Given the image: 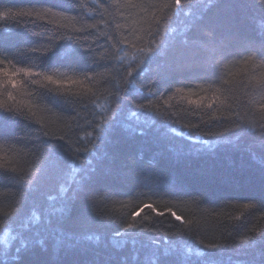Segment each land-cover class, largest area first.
<instances>
[{
  "label": "trees",
  "instance_id": "trees-1",
  "mask_svg": "<svg viewBox=\"0 0 264 264\" xmlns=\"http://www.w3.org/2000/svg\"><path fill=\"white\" fill-rule=\"evenodd\" d=\"M194 2L198 7L191 9V15L181 14L170 25L163 21L151 24L150 29L151 22L142 18L145 13L123 6L125 0H0V12L52 10L42 19L0 20V36L12 62L0 64V69L30 68L39 74H19L15 78L23 83L17 88L0 86V101L7 100L11 92L15 100L8 103L17 109L12 113L15 120L4 129L6 136L0 137L3 264H149L153 252L149 236L157 230L156 238L163 241L161 253L173 246L168 256H162L161 264H199L195 252L203 249L197 239L222 246L214 255L216 264H260L264 259L260 255L264 245L251 239L240 243L245 236L264 232L259 207H242L264 200V149L247 124L243 135L236 127L242 121H259L264 115V80L256 82L264 68L244 63L249 53L238 40L223 39L229 53L226 58H213L192 44L176 67L157 69L153 63L138 79L125 82L120 78L122 87L133 94L141 89L144 97L148 92L143 85L151 86V81L157 80L156 95L149 98L154 102L173 98L169 105L147 111L126 102L122 125L111 137L113 143H109L100 117L111 114L114 96L87 81L64 84L60 91L73 101L68 103L50 93L56 86L44 80L52 75L60 81H83L85 73H96L98 80L102 74L115 84L105 73L102 57L123 73L129 64L142 59V53L131 44L147 46L149 30L159 28L163 33L167 28L171 35L175 29L177 41L182 34L190 41L200 38L198 17L206 19L221 10L205 9L203 0ZM242 2L248 5L243 10V33L254 39L264 29V9L256 0ZM119 40L129 43L114 49L112 44ZM89 46L93 54L87 60L74 54ZM254 46L259 50L256 39ZM161 76L165 79L160 80ZM3 80L0 75V85ZM225 80L230 83L224 84ZM88 87L94 95L86 92ZM177 89L183 91L177 93ZM189 100L201 106L189 104ZM137 102L147 103V99ZM210 102L212 108H207ZM130 111L137 115L131 116ZM176 120L199 124V130H194L193 136ZM137 128L146 129L147 134L137 135L133 131ZM52 146L62 157L55 167L45 162ZM114 152L116 159L111 158ZM89 177L90 193L87 198H77ZM143 203H152L165 215L145 209L137 220L139 227L150 231H122L123 222ZM169 208L191 225L176 221L166 211Z\"/></svg>",
  "mask_w": 264,
  "mask_h": 264
},
{
  "label": "snow or ice",
  "instance_id": "snow-or-ice-1",
  "mask_svg": "<svg viewBox=\"0 0 264 264\" xmlns=\"http://www.w3.org/2000/svg\"><path fill=\"white\" fill-rule=\"evenodd\" d=\"M204 8L209 9L212 7L219 8L221 11L215 16H209L206 19L201 16L198 17L200 21L198 24V31L200 33V38L196 41H190L188 35L182 34V38L177 41L175 37V29H173V33L170 35L168 29L165 28L164 32L161 33L159 28H156L154 31L149 30L147 35L150 37L147 46L145 47H137L136 44H131V47L137 48V51L142 53V59L137 62L135 65L129 64L126 68H124V72L121 73L119 69L116 68L115 65H112L108 62V58L102 57L105 59V73L111 80L116 81L115 84H111V81L104 78L101 74V80L97 79L96 73L92 75L84 74L83 81L70 79L68 81H60L55 79L52 75L44 76V80L48 82L50 85H55L56 89H49L50 93H54L57 97L63 98L65 102L71 103L73 101L69 100L66 96H64L63 92L60 91L62 85L71 84V85H83L84 81L88 83L98 86L99 88H103L104 91H107L109 95L114 96L115 99V107L111 109V114L106 116H101L100 120L106 129V135L108 137L109 143H113L111 140L112 134L115 133L118 126L122 125V120L124 118V105L126 102H131L135 105V108L141 111H147L154 108H159L163 105H169V102L172 100L173 96H168L167 99H162L160 101L154 102L151 96L156 95V91L158 90V82L157 80L151 81V86L143 85V87L147 88L148 97H144L142 90L137 89L136 93L133 94L130 89L126 87H122L120 83V78H123L125 82L128 78L138 79L145 72L151 70V65L153 63L156 64L157 69L168 67L173 68L178 66L183 59L187 56L188 50L192 44H195L196 47L205 50L211 57H224L226 58L229 55L228 52L223 47V39L228 38L229 40H238L241 45L245 48V51L249 53V55L245 58L244 63L249 64L252 63L253 67H261L264 68V29H261V34H258L254 39L259 41L260 48L256 49L254 46V39L247 38L243 33V10L248 7V5L244 4L242 0H203ZM256 4L264 9V0H256ZM123 6L138 8L143 13H145V17L143 19H147L150 21L149 28L151 29V24L161 25L163 21L166 24H171L175 19H177L181 14L191 15V9L194 7H198V4L194 2V0H125V4ZM187 10V11H186ZM52 10L48 9H34L29 11H16L11 12L10 10H5L0 12V20H7L9 18H18V17H37L43 18L44 15H47ZM159 13V15L157 14ZM171 13V14H169ZM90 27H95V25H90ZM119 27V25H117ZM87 29H84L86 31ZM191 30V29H189ZM139 39V37H137ZM69 40L72 37H68ZM83 39H87V36L83 37ZM113 38L108 37V40L111 41ZM129 43L126 40H119L112 44L114 49H119V45ZM33 52L37 51V49H32ZM48 51H51L49 49ZM76 56L87 60L93 54V49L91 46L82 48V50L74 53ZM55 56V53H53ZM259 56V59H257ZM8 50L7 45L4 41V37L0 36V64H11V60L7 59ZM122 59V57L120 58ZM97 63L98 61H93ZM115 72V75L113 73ZM136 73V76H133V73ZM23 73L25 77L32 75H39L38 73H33L30 68H17L15 71H9L8 68L0 69V75H3L4 80L3 84L0 86L7 87L11 86L12 88H17L18 85L22 84L23 81L16 79L19 74ZM165 77L161 76L160 80H164ZM261 80H264V74H262L261 78L256 82L257 84L261 83ZM37 81H33L36 83ZM224 84L230 83L229 81H223ZM135 88V85L132 86ZM177 93L183 91V89H177ZM87 93H93V89L91 87L86 88ZM95 93H93L94 95ZM175 95V93L173 94ZM160 96L163 97V93H160ZM146 98L147 103H139L137 102L139 99ZM15 97L11 92L7 94V100L0 101V137H5L6 132L5 128L9 121L15 120V116L12 113L17 112V109L8 103V101H14ZM189 104H195L197 107H200L201 104L195 100H189ZM207 108H212V102L206 105ZM261 109L264 110V105H261ZM131 116L135 117L137 113L135 111H130ZM239 115V114H237ZM212 119H219L218 117H212ZM227 119V117H225ZM264 115L260 117V120H250V121H242L241 124H236L237 128H241V135L247 131L246 128L243 127L244 124H247V128L252 129V134L257 137V142L259 147L264 149ZM176 124H180L181 127L189 130L191 135H195V131L199 130V124H181L179 120L174 121ZM204 123L203 121H201ZM95 127H100V125H95ZM125 129H127V125H123ZM102 129V131L104 130ZM195 130V131H194ZM137 135L143 136L147 134V130L144 128H137L133 130ZM230 131V129H229ZM47 135V133H44ZM91 135V133H89ZM178 135H182V133H178ZM208 135H212L211 132ZM223 136V133H220ZM19 139V138H17ZM63 139V137H61ZM239 139V136H237ZM231 143L232 141L229 140ZM205 147L211 149L213 146L206 145ZM77 152L80 151L79 148L76 149ZM112 159L117 158V153L112 154ZM255 158V157H254ZM62 161V157L57 147L52 146L49 151V155L47 157L46 163L51 162L53 166L60 164ZM264 164V161L261 162ZM15 171V169H12ZM92 177L87 178L84 181L83 187L80 191L76 193V197L80 198L81 196L87 198L90 193V184ZM243 209L251 210L257 209L261 212V216H264V200H261L259 204L257 203H245L242 205ZM145 209H150L157 216H164L165 211H158L156 207L152 203H143L138 210L130 213V220H125L123 224L125 226L122 227V231L130 232L133 230H138L141 233L150 231L145 228L139 227L140 221L137 220V217L144 212ZM171 216L176 220L180 221L181 224H185L187 227L191 225V221L185 222L184 219L177 215L175 211L172 209L166 210ZM119 235V233H117ZM159 235L158 230L154 235L149 236V243L153 246L152 256L149 258V264H161L162 256L166 257L169 255V249L172 248V245H169L168 248H165L163 253H161L160 245L163 241L156 238ZM167 237L169 234H164ZM252 240L256 243L264 245V232H259L254 237L245 236L240 243L247 244L249 240ZM197 244L202 246L203 250H196L195 254L200 258L199 264H216L214 259V255L218 249L222 246L218 243H209L205 244L203 240L197 239ZM38 243L42 244L43 241H38ZM206 250V251H205ZM188 251H192V249H188ZM261 257H264V249H262L260 253ZM5 258H7L8 253L7 250L4 252ZM0 264H3L0 261ZM260 264H264V259H261Z\"/></svg>",
  "mask_w": 264,
  "mask_h": 264
}]
</instances>
